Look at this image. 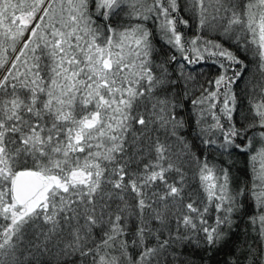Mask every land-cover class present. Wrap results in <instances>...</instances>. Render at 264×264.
<instances>
[{
	"label": "snow or ice",
	"instance_id": "6c2138e0",
	"mask_svg": "<svg viewBox=\"0 0 264 264\" xmlns=\"http://www.w3.org/2000/svg\"><path fill=\"white\" fill-rule=\"evenodd\" d=\"M0 71V264H264V0H0Z\"/></svg>",
	"mask_w": 264,
	"mask_h": 264
},
{
	"label": "trees",
	"instance_id": "16d2710c",
	"mask_svg": "<svg viewBox=\"0 0 264 264\" xmlns=\"http://www.w3.org/2000/svg\"><path fill=\"white\" fill-rule=\"evenodd\" d=\"M94 10V9H93ZM181 15L185 19H189L191 13L182 12ZM127 17H121L118 21L115 18L109 21L98 20V23H112L114 27H119L125 24ZM149 27H153L149 23ZM188 37H193L197 35V28L195 22L189 20V27L182 29ZM204 37L205 40H215L219 43H222L225 48L232 50L237 56H239L243 61L244 65L235 66L242 71V75L236 80L232 85V90L236 96V113H234V119H239L240 115L250 113L251 103L255 99H258L257 93L254 90L255 82L259 78V72L257 69V59L254 57L253 53L249 50L246 51L243 48V45L237 47V44L234 40H228L227 38H222L221 34L210 32V33H199ZM157 47H162L159 40L156 41ZM9 55H15L9 50ZM221 72L218 64L212 63L211 59H207L205 63L196 66V76L201 84H207V81L214 80ZM2 74V71H0ZM232 75L231 72L228 73ZM210 87V85H208ZM187 115V112L185 113ZM192 137L190 136L189 139ZM235 167L232 168L234 175L238 176L241 180L249 178L248 173V157L245 154L240 153L239 151L234 152L232 157ZM195 183V182H193ZM224 255L221 254L218 257V260L223 261Z\"/></svg>",
	"mask_w": 264,
	"mask_h": 264
}]
</instances>
